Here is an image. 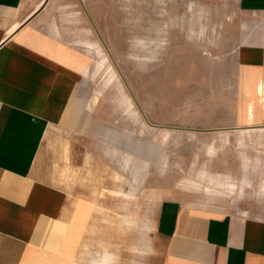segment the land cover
<instances>
[{"label": "rangeland", "instance_id": "374dc122", "mask_svg": "<svg viewBox=\"0 0 264 264\" xmlns=\"http://www.w3.org/2000/svg\"><path fill=\"white\" fill-rule=\"evenodd\" d=\"M235 11L236 0L52 1L64 42L90 58L81 94L91 126L47 140L48 176L77 202L78 238L93 210L85 264H160L156 227L170 199L264 218V122L227 127L208 103L219 97L229 111L206 77L232 66ZM147 141L164 146L161 161L125 158Z\"/></svg>", "mask_w": 264, "mask_h": 264}, {"label": "crops", "instance_id": "0c3cea01", "mask_svg": "<svg viewBox=\"0 0 264 264\" xmlns=\"http://www.w3.org/2000/svg\"><path fill=\"white\" fill-rule=\"evenodd\" d=\"M52 1L0 0V264H85L93 210L78 238L71 226L77 202L70 205L68 191L49 179L47 140L57 130L81 134L91 126L93 106L81 94L90 58L64 42V27L49 14ZM231 40L232 66L219 63L206 77L224 87L229 111L218 94L207 102L227 127L260 124L264 0H236ZM99 69L96 62L95 74ZM146 143L125 158L161 161L164 146ZM159 215L160 264H264V218L214 214L173 199Z\"/></svg>", "mask_w": 264, "mask_h": 264}]
</instances>
